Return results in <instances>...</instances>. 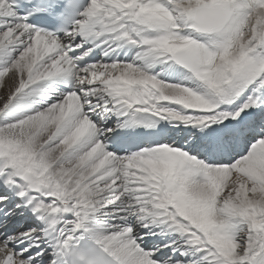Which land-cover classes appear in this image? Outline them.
<instances>
[{"label":"snow or ice","instance_id":"obj_1","mask_svg":"<svg viewBox=\"0 0 264 264\" xmlns=\"http://www.w3.org/2000/svg\"><path fill=\"white\" fill-rule=\"evenodd\" d=\"M0 264H264V0H0Z\"/></svg>","mask_w":264,"mask_h":264}]
</instances>
